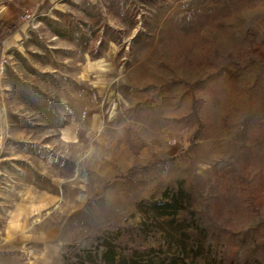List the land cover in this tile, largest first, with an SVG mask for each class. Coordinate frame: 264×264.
Returning a JSON list of instances; mask_svg holds the SVG:
<instances>
[{
    "label": "rangeland",
    "instance_id": "obj_1",
    "mask_svg": "<svg viewBox=\"0 0 264 264\" xmlns=\"http://www.w3.org/2000/svg\"><path fill=\"white\" fill-rule=\"evenodd\" d=\"M0 264H264V0H0Z\"/></svg>",
    "mask_w": 264,
    "mask_h": 264
},
{
    "label": "trees",
    "instance_id": "obj_2",
    "mask_svg": "<svg viewBox=\"0 0 264 264\" xmlns=\"http://www.w3.org/2000/svg\"><path fill=\"white\" fill-rule=\"evenodd\" d=\"M128 174H130V172L127 173L126 175L122 176V178H124ZM178 201H179V194H175V195H173L171 197L170 202L168 201V202H165V203H153L152 207L156 211L158 216H160V217L172 216V215H174L177 212L178 209L181 208V207H174V205ZM169 208H173V210H171Z\"/></svg>",
    "mask_w": 264,
    "mask_h": 264
},
{
    "label": "built area",
    "instance_id": "obj_3",
    "mask_svg": "<svg viewBox=\"0 0 264 264\" xmlns=\"http://www.w3.org/2000/svg\"><path fill=\"white\" fill-rule=\"evenodd\" d=\"M32 18H33V16H32V14H30V13H26V14L24 15V19L27 20V21L31 20ZM2 68H3V65H2Z\"/></svg>",
    "mask_w": 264,
    "mask_h": 264
},
{
    "label": "crops",
    "instance_id": "obj_4",
    "mask_svg": "<svg viewBox=\"0 0 264 264\" xmlns=\"http://www.w3.org/2000/svg\"><path fill=\"white\" fill-rule=\"evenodd\" d=\"M19 211L25 210V209H21V207L18 209ZM30 210V209H29ZM33 210H37L36 208H34ZM26 211V210H25Z\"/></svg>",
    "mask_w": 264,
    "mask_h": 264
}]
</instances>
